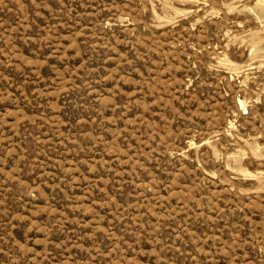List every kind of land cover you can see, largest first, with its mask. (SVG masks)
Wrapping results in <instances>:
<instances>
[{
  "label": "rangeland",
  "instance_id": "374dc122",
  "mask_svg": "<svg viewBox=\"0 0 264 264\" xmlns=\"http://www.w3.org/2000/svg\"><path fill=\"white\" fill-rule=\"evenodd\" d=\"M0 264H264V0H0Z\"/></svg>",
  "mask_w": 264,
  "mask_h": 264
}]
</instances>
